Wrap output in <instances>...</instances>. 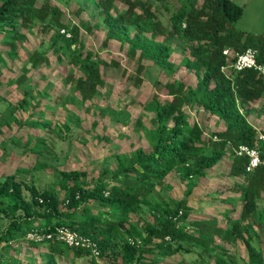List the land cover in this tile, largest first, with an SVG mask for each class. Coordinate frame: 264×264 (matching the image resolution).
<instances>
[{
    "label": "trees",
    "instance_id": "obj_1",
    "mask_svg": "<svg viewBox=\"0 0 264 264\" xmlns=\"http://www.w3.org/2000/svg\"><path fill=\"white\" fill-rule=\"evenodd\" d=\"M70 1L77 3L75 14L80 16L79 21L63 19L60 4ZM119 1L125 5L123 8L116 5V0H0V66L6 56L17 57V48L26 40L27 32L35 30L42 35L38 46L28 53L21 73L7 81L9 85L15 84L21 97L15 104H9L0 126L15 122L21 127L49 130L47 136L36 138L42 145L53 132L64 138L79 127L81 119L69 104L79 108L102 95L103 61L80 40V29L90 31L95 17L99 19L98 25L105 28L104 44L113 38L127 42L130 55H138L140 60L149 58L168 74L174 71L169 59L173 47L181 42L188 52L182 62L197 75L194 85L177 79L164 82L168 98L160 100L154 95L147 101L145 109L152 112L150 126L139 123L147 148L136 147L129 155H106L103 171L91 181L76 169L57 170L62 197L54 188L40 190L34 185L30 173L40 164L4 175L0 181V248L23 239L30 244L45 245L49 252L47 264L54 255H65L67 251L76 256L90 254L58 240L27 236L30 232L43 235L57 226H67L96 240L99 256L107 252L112 242H117L119 264H161L166 256L192 251L213 258L214 264H231L216 237L219 242L241 241L245 264H264V251L252 242L264 232V207L259 205L264 197V141L257 139V130L244 112L247 103L264 97V77L253 68L233 69V56L222 52L224 48L235 53L252 47L257 51V61L264 64V34L251 35L231 27L242 14V7L234 0H201L199 4L198 0H182L173 11L165 5L166 0ZM164 12L166 21L161 18ZM81 14L88 18L83 19ZM62 28L64 33L60 31ZM66 32L70 35L66 36ZM50 52L55 62L68 65L61 81L63 87L68 85V91L59 94L53 106L41 108L60 105L65 110V120L59 126H51L43 110H39V115L29 112L18 120L14 115L16 109L39 108L57 89L53 82L47 81L42 90L34 93L37 86L28 74L30 70L41 72L43 65H50ZM223 65L227 66L226 71L222 70ZM144 68L139 63L137 72L140 74ZM93 106L114 121L127 119L123 108ZM186 106H197L205 116H214L215 130L207 133L198 121H191ZM95 124L93 121L91 127ZM212 135L218 140H212ZM7 139L20 141L19 137ZM227 141L259 147L262 163L246 172L248 158L230 153ZM24 147L40 150L26 143ZM223 157L230 159L229 175L242 179L235 183L240 214L226 219L227 226L215 217H190L195 209L187 199L198 181L206 176V170ZM111 160H115L112 169ZM171 172L186 181L180 198L167 191L165 179ZM143 207L152 219L140 217Z\"/></svg>",
    "mask_w": 264,
    "mask_h": 264
},
{
    "label": "rangeland",
    "instance_id": "obj_2",
    "mask_svg": "<svg viewBox=\"0 0 264 264\" xmlns=\"http://www.w3.org/2000/svg\"><path fill=\"white\" fill-rule=\"evenodd\" d=\"M200 1L198 0V4ZM234 1L242 7V14L235 22L231 23V27L251 35L264 34V0ZM180 2L182 0H166L165 5L170 11H173ZM115 3L119 8L125 6L119 0H116ZM60 5L64 9L63 19L65 21H79L80 16L75 14L77 3L70 1L66 5ZM81 17L88 18L84 14H81ZM161 18L166 21L167 13L164 12ZM98 20L97 17L92 20L91 23L95 24L90 31H86L84 28L80 29V40L86 48L96 53L98 58L103 61L100 65L105 79V84L101 88L102 95L94 97L79 108L69 104L81 119L79 127H74L72 132L64 138H60L53 132L43 145L37 142L36 138L47 136L49 130L21 127L15 122L0 126V181L8 173L30 169L33 165L40 164L30 173L34 185L40 190L54 188L62 197L63 191L57 183V170L76 169L84 172L86 179L91 181L103 171V158L106 155L110 153L129 155L136 147L147 148V142L142 135L143 130L139 126V123L144 126H150L151 123L152 112L145 109L147 101L154 95L159 96L160 100L168 98L167 90L163 86L166 81L177 79L190 85L196 83L197 75L194 69L182 62V59L188 56V52L181 42H176L173 47L169 59L173 64L174 71L168 74L166 70L154 64L151 59L140 60L138 55H130L127 42L113 38L104 44L105 28L98 25ZM26 34V40L17 48V57L6 56L5 63L0 66V120L2 115L5 116L8 113L9 104H15L21 97V92L15 84H7L8 79H14L21 73V67L26 64L28 53L38 46L42 38V35L35 30ZM48 56L52 59L50 65H43L41 72L30 70L28 74L33 77L32 83H36L37 86L34 93L42 90L47 81L53 82L57 89L51 92L50 100L41 102L39 108L33 109L29 106L27 110L16 109L14 115L19 120L27 117L29 112L39 115V110H43L44 116L50 120V125L59 126L65 120V110L60 105L54 106L53 109H42L41 107L53 106L59 94L67 93L68 85L63 87L61 81L68 70V65L66 62H55L51 52L48 53ZM139 63L145 66L140 74L137 72ZM42 74L44 77H40ZM36 96L39 98L40 94L38 93ZM93 105L123 108L127 119L114 121L108 114H101L100 110ZM86 107L88 108L86 109ZM185 111L189 113L191 121H198L202 125L205 132L211 133L215 130L216 118L214 116H205L197 106H186ZM244 112L247 120L257 130V134L264 133V97L247 103ZM93 121L96 122L94 128L91 127ZM220 126L222 125L220 124ZM9 137H19L20 141L15 143L7 139ZM25 143L29 146H37L40 150H25ZM230 164V159L223 158L213 167L208 168L206 176L201 178L191 194L187 195L188 202L195 209L190 217H215L220 224L227 226L226 219L235 218L240 214L241 202L239 198L236 199L238 191L235 183L242 182V179L229 175ZM114 167L115 160H111L109 168ZM165 184L168 185V193L175 198H180L186 188V181L174 172L166 177ZM25 193H28L27 190ZM223 197L226 198L222 199ZM259 205L264 207V197L261 198ZM137 217V215L134 216V218ZM140 217L152 219L151 213L146 207H143ZM260 235L254 237L253 241L256 246L264 250V232ZM117 244V242H112L103 256L92 254L76 256L71 251H67L65 255L56 254L50 264H119L121 260ZM224 247L223 249L227 251L226 260L231 264H245V251L240 241L235 244L226 243ZM48 253L45 245L30 244L23 239L13 242L11 246L0 248V264L5 262L9 264H47ZM175 261L180 264H214L213 258L206 254L200 256L197 251L166 256L161 264H170Z\"/></svg>",
    "mask_w": 264,
    "mask_h": 264
},
{
    "label": "built area",
    "instance_id": "obj_3",
    "mask_svg": "<svg viewBox=\"0 0 264 264\" xmlns=\"http://www.w3.org/2000/svg\"><path fill=\"white\" fill-rule=\"evenodd\" d=\"M64 33V29H60ZM70 33L66 32V36H69ZM223 54L227 56H233V61L231 67L235 70H243L246 68H253L256 70L262 77H264V64H261L256 59L257 51L255 48L247 47L241 52L231 53L228 48L222 50ZM227 66H222V70L226 71ZM257 139L264 141V133H258L256 135ZM212 140H218L216 135H212ZM227 149L235 156H246L248 158L247 163L245 164V171L252 172L255 167L262 163L260 158V149L257 146H249L244 143L232 144L227 141ZM29 238H35L40 240L41 238L49 240H58L64 242L70 247H79L89 251L90 254L94 256H99L100 250L96 240L92 239L89 236H86L74 229H71L67 226H57L52 231L46 232L43 235L38 234L37 232H30L27 235Z\"/></svg>",
    "mask_w": 264,
    "mask_h": 264
},
{
    "label": "crops",
    "instance_id": "obj_4",
    "mask_svg": "<svg viewBox=\"0 0 264 264\" xmlns=\"http://www.w3.org/2000/svg\"><path fill=\"white\" fill-rule=\"evenodd\" d=\"M224 159L225 158H227V157H223ZM222 158V159H223ZM228 159V158H227ZM230 167V166H229ZM235 178V177H234ZM216 239H217V241H216ZM216 239H215V241L217 242V243H220L223 247H224V244H226V243H229V242H219V238L218 237H216ZM238 242V241H237ZM237 242H235V243H237ZM241 242V241H240ZM253 242V244H254V241H252ZM234 243V244H235ZM242 243V242H241ZM243 245V244H242ZM225 248V247H224ZM243 248H244V246H243ZM262 249V248H261ZM262 251H264V250H262ZM246 259V258H245Z\"/></svg>",
    "mask_w": 264,
    "mask_h": 264
}]
</instances>
